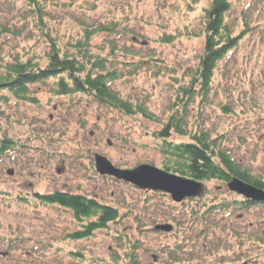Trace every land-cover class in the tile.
<instances>
[{
	"label": "rangeland",
	"instance_id": "obj_1",
	"mask_svg": "<svg viewBox=\"0 0 264 264\" xmlns=\"http://www.w3.org/2000/svg\"><path fill=\"white\" fill-rule=\"evenodd\" d=\"M37 1L44 9V28L28 16L29 0H0V74L16 60L44 64L49 37L67 50L86 28L118 21L134 33L116 39L119 53L133 46L140 57L115 58L125 74L112 87L132 103L146 105L151 119L124 115L83 94L55 96L49 84L34 86V103L11 101L0 117V139L4 134L19 146L0 158V264H103L111 255L121 256L119 232L130 242L140 239L139 259L145 264L264 261L249 237L264 229L263 204L205 215L214 201L241 196L213 180L202 197L176 204L166 194L99 175L94 165L98 152L121 168L148 162L161 166L160 139L154 135L172 113L178 90L190 80L188 69L196 66L203 47L204 9L212 0ZM228 2L225 20L240 36L238 45L219 62L208 99L202 102L197 94L188 105L184 127L203 129L264 176V0ZM164 35L171 42H163ZM102 41H91L93 52H100ZM145 54L151 56L148 64L132 69ZM174 132L170 140H186ZM10 168L14 172L8 175ZM54 190L98 198L126 216L109 231L72 241L66 236L77 228L71 211L33 201L35 194ZM162 222L174 225L173 232L154 229ZM71 251L80 255L73 258ZM169 252L178 262L167 259Z\"/></svg>",
	"mask_w": 264,
	"mask_h": 264
},
{
	"label": "trees",
	"instance_id": "obj_2",
	"mask_svg": "<svg viewBox=\"0 0 264 264\" xmlns=\"http://www.w3.org/2000/svg\"><path fill=\"white\" fill-rule=\"evenodd\" d=\"M28 6L30 11L28 16H32L36 20L35 23L44 28L43 6H40L37 0H29ZM229 7L228 0H212L210 5L204 9L203 28L201 34L199 33V36L203 37V47L200 52L196 53V66L188 69L190 80L188 84H185L187 86L178 90L177 101L172 105V113L166 121L161 123L162 127L154 136L160 139L157 150L162 155L161 165L169 172L206 183L214 180L227 184L232 178L237 177L254 187L264 189V176L253 173L251 168L239 162L224 142L217 143L216 138H210V135L203 129L191 131L184 127L189 112L188 105L194 101L197 94L201 96L202 102L208 99L214 72L218 69L219 62L227 59L232 49L238 45L240 36L233 35L232 28L225 20ZM92 27L93 29L84 30L82 38L69 42L67 50L61 49L49 37L50 43L44 64L35 63L30 59L16 60L6 64L4 71L0 74V117L5 116L3 115L5 109L12 102L34 103L36 101L34 86L49 84L55 96L83 94L100 105L115 108L124 115L136 113L151 119L146 105L139 102L132 103V100L123 97L117 89L112 87L113 83L125 74L122 68L117 66L115 58L122 55L140 57L133 46L124 49L122 54L116 47V39L126 33H132V35L134 33L127 30L122 23L114 20L109 22L102 20ZM43 28L41 29L44 30ZM95 37L103 39L100 52H93L90 48L91 41ZM162 41L171 42V39L168 35H164ZM145 55L139 59V63L133 64L132 69L139 70L141 66L148 64L147 60L151 56ZM171 130L177 135L186 136V140H170L168 137H170ZM1 136L3 138L0 139V158L8 156L10 149H17L19 146L4 134ZM33 198L36 204H56L71 211L73 219L77 222V229L67 233L66 236L72 241L88 239L98 231H109L110 227L119 224L126 216L120 213L119 208L105 205L93 197L70 193L66 190L35 194ZM20 199L19 201L26 200V197ZM257 204L249 200L220 198L207 206L204 214L208 215L218 210L233 212L244 209L246 211ZM250 235L254 245L264 253V229H258L256 233H250ZM122 237L126 238L119 232L117 238L122 239L123 242L121 256L111 255L110 259L102 263L145 264L139 259L140 239L130 242L128 238L123 239ZM70 255L75 258L80 253L71 251ZM166 257L172 263L179 260L176 254L171 252ZM259 262V264H264V261L259 260ZM224 263L217 262L216 264Z\"/></svg>",
	"mask_w": 264,
	"mask_h": 264
},
{
	"label": "water",
	"instance_id": "obj_3",
	"mask_svg": "<svg viewBox=\"0 0 264 264\" xmlns=\"http://www.w3.org/2000/svg\"><path fill=\"white\" fill-rule=\"evenodd\" d=\"M94 165L100 175H110L125 182H129L141 189H152L169 193L176 202L182 201L185 197L202 196L205 185L202 182L179 176L172 172H166L152 164H139L135 168L121 169L111 163L105 156L94 153ZM12 170L9 171V174ZM230 191L237 192L246 199L264 202V190L254 187L238 178L234 177L227 183ZM157 230L170 231L172 226L169 224H159Z\"/></svg>",
	"mask_w": 264,
	"mask_h": 264
},
{
	"label": "flooded vegetation",
	"instance_id": "obj_4",
	"mask_svg": "<svg viewBox=\"0 0 264 264\" xmlns=\"http://www.w3.org/2000/svg\"><path fill=\"white\" fill-rule=\"evenodd\" d=\"M93 159H94V156H93ZM121 168V167H120Z\"/></svg>",
	"mask_w": 264,
	"mask_h": 264
}]
</instances>
